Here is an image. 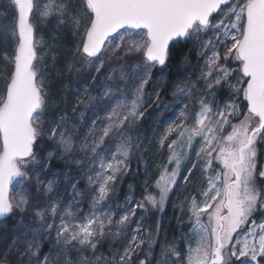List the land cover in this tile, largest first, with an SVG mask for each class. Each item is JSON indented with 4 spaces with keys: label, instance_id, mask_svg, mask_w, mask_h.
I'll use <instances>...</instances> for the list:
<instances>
[{
    "label": "rangeland",
    "instance_id": "1",
    "mask_svg": "<svg viewBox=\"0 0 264 264\" xmlns=\"http://www.w3.org/2000/svg\"><path fill=\"white\" fill-rule=\"evenodd\" d=\"M249 1L229 0L205 26L193 25L176 42L188 59L170 72L168 56L163 67L144 58L145 33L125 29L87 58L85 0H32L39 104L32 151L15 161L9 201L17 231L41 235L44 248L25 264H130L145 249L139 210L158 226L152 264H208L217 230L220 264H264V126L242 152L223 205L237 149L258 122L236 55ZM15 22L13 0H0V103ZM49 75L63 77L51 91ZM133 163L141 208L131 184L120 190ZM36 186L44 196L29 198Z\"/></svg>",
    "mask_w": 264,
    "mask_h": 264
},
{
    "label": "water",
    "instance_id": "2",
    "mask_svg": "<svg viewBox=\"0 0 264 264\" xmlns=\"http://www.w3.org/2000/svg\"><path fill=\"white\" fill-rule=\"evenodd\" d=\"M16 9V34L18 43L14 51L13 68L0 103V220L7 219L11 212L9 192L19 177L16 160L28 157L32 151L34 132L30 119L39 104V92L35 74L31 69L33 61V30L29 24L32 0H13ZM228 0H85L91 14L81 52L95 57L106 40L121 29L143 30L147 45L143 56L148 62L163 67L167 50L176 41L185 38L186 33L197 23L205 26ZM241 61L240 72L246 79L244 98L247 111L258 117L250 129L241 151L252 142V138L264 126V0H250L244 10V25L236 48ZM237 181V172L233 170ZM228 195L225 194L227 204ZM219 231L216 245L208 264H220Z\"/></svg>",
    "mask_w": 264,
    "mask_h": 264
},
{
    "label": "trees",
    "instance_id": "3",
    "mask_svg": "<svg viewBox=\"0 0 264 264\" xmlns=\"http://www.w3.org/2000/svg\"><path fill=\"white\" fill-rule=\"evenodd\" d=\"M58 11H56L57 13ZM132 34H139L142 33L143 31H132L128 30ZM80 41L78 40L77 43ZM184 47L180 45V43H173L171 44L170 48L168 49V68L171 69L170 72L174 71V67H177L181 65L182 59L186 60L188 59L184 53ZM189 55V54H187ZM183 60V61H184ZM187 61V60H186ZM177 69V68H176ZM61 78H57L54 75L50 76L49 75V82L50 84L48 85L49 91L57 88L58 84H62ZM68 78L64 80V83L68 84ZM45 91V89H43ZM50 95V93H49ZM52 96V95H51ZM49 96L47 99H50ZM135 164L133 163L130 167V172L126 174V177L124 181L121 184L120 190L123 192L125 190L126 184L129 183L131 184L135 189H134V195L137 199L139 200V207L141 208L142 204V198L143 196H140V199H138V188H136V185L139 184V175L136 177L137 174H139V164L138 168H134ZM125 185V186H124ZM35 189L32 190L31 194L29 193V198H31V195H34L35 198H39L41 195L44 196L43 190L41 186H36L34 187ZM142 214V218L145 221V226H144V242L143 245L145 246L144 252L141 250L140 253L138 252L137 255L134 257L132 262L130 264H152V258L154 255V245L157 242V236L156 232L153 233L152 228L153 225L151 224V221L149 220L150 216L148 211L142 212L139 210ZM157 215H160V212L155 211ZM149 215V216H148ZM158 220L156 218L157 223ZM19 223V217L16 215V212H11L10 216L5 219L0 221V240H4L3 244H0V264H25L29 259H32V262L34 261V258L36 255H38V252H43V243H42V236L41 235H36V234H27L25 232H19L17 231ZM154 223V224H155ZM27 224V223H26ZM123 228H127L126 225H121ZM158 228V226H155V230ZM117 236L122 235V240L125 242L127 239L126 236H123V233L120 234V231L115 227ZM151 229V233H150ZM153 229V230H154ZM22 233L23 236L18 237L19 233ZM178 237V236H177ZM41 245V246H40ZM112 246H114L112 244ZM24 249V250H23ZM29 263V264H34V263ZM97 264V260H96Z\"/></svg>",
    "mask_w": 264,
    "mask_h": 264
},
{
    "label": "flooded vegetation",
    "instance_id": "4",
    "mask_svg": "<svg viewBox=\"0 0 264 264\" xmlns=\"http://www.w3.org/2000/svg\"><path fill=\"white\" fill-rule=\"evenodd\" d=\"M243 144V143H242ZM241 144V145H242ZM240 145V146H241ZM233 166H231V172L233 171ZM229 186H230V182H227V184L225 185V190H224V196H225V194H228V190H229ZM222 218V217H221ZM220 222V221H219Z\"/></svg>",
    "mask_w": 264,
    "mask_h": 264
},
{
    "label": "bare ground",
    "instance_id": "5",
    "mask_svg": "<svg viewBox=\"0 0 264 264\" xmlns=\"http://www.w3.org/2000/svg\"><path fill=\"white\" fill-rule=\"evenodd\" d=\"M235 170V169H234Z\"/></svg>",
    "mask_w": 264,
    "mask_h": 264
}]
</instances>
